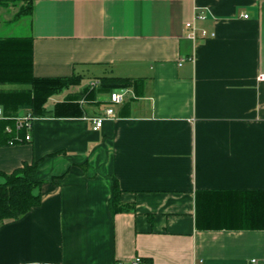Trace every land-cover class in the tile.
<instances>
[{
	"label": "crops",
	"instance_id": "crops-1",
	"mask_svg": "<svg viewBox=\"0 0 264 264\" xmlns=\"http://www.w3.org/2000/svg\"><path fill=\"white\" fill-rule=\"evenodd\" d=\"M11 19L0 39L31 37L33 76L81 80L46 101L29 142L0 146L1 172L39 160L41 182L39 206L0 224V264L264 258V229L237 227L251 216L234 195L264 192V0H36ZM105 77L132 83L81 95ZM114 183L126 209L112 214Z\"/></svg>",
	"mask_w": 264,
	"mask_h": 264
},
{
	"label": "trees",
	"instance_id": "trees-1",
	"mask_svg": "<svg viewBox=\"0 0 264 264\" xmlns=\"http://www.w3.org/2000/svg\"><path fill=\"white\" fill-rule=\"evenodd\" d=\"M36 0H0V7L18 6L12 21L30 17L32 5ZM31 37H9L0 39V85H19L21 90L0 91V107L4 119L0 121V146L23 143L15 138H21L22 133L8 134L6 127L13 128V118L21 112L30 111L34 117L46 114L45 103L54 94L63 89L80 84V77L37 78L32 74ZM96 89H85L81 95L91 100L100 91L111 92L127 87L132 83L124 78H101ZM73 98V97H72ZM71 100V99H70ZM75 100V99H73ZM68 102L67 107L81 114L77 102ZM40 161L24 162L11 173L0 171V224L6 220H15L39 206L41 182L35 177ZM233 195V194H231ZM236 213L242 216L244 210H249L251 220H238L237 227L264 229V192L236 193ZM233 195V196H234ZM120 191L116 183L113 185L111 212H121L126 209L119 201ZM253 213V214H252ZM242 214V215H241ZM151 261L148 260V264Z\"/></svg>",
	"mask_w": 264,
	"mask_h": 264
},
{
	"label": "built area",
	"instance_id": "built-area-1",
	"mask_svg": "<svg viewBox=\"0 0 264 264\" xmlns=\"http://www.w3.org/2000/svg\"><path fill=\"white\" fill-rule=\"evenodd\" d=\"M195 18L202 20L204 19V14L197 13L195 15ZM185 27L190 30V37L195 40L197 38V35L195 33V29L192 26V24L187 23ZM210 36L212 37L214 35L211 34ZM199 37L202 39H205L208 37V34L205 31H201ZM258 80L264 81V74L259 75ZM124 95H125V92L123 90L115 91L110 95V101L114 104H119L123 101ZM112 117H113L112 111L106 110L102 116L93 118L91 120L92 130L93 131L99 130L102 126L103 121L105 119L112 118ZM3 119L4 117H3L2 109L0 108V121ZM34 120H35V117L32 115L30 111L24 112L13 118L14 127L13 128L6 127L5 132L8 134L12 133V131L16 133L23 132V136H21V138H15V139L21 142H29L31 140V130H32V124ZM139 262H140V259L136 258L131 264H139ZM247 264H264V258H261V259L251 258L248 260Z\"/></svg>",
	"mask_w": 264,
	"mask_h": 264
},
{
	"label": "rangeland",
	"instance_id": "rangeland-1",
	"mask_svg": "<svg viewBox=\"0 0 264 264\" xmlns=\"http://www.w3.org/2000/svg\"><path fill=\"white\" fill-rule=\"evenodd\" d=\"M12 7V8H11ZM18 7V6H17ZM17 7L15 6H8L7 8H11V10H7V15H4L2 14L1 15V18H0V22H3V19H9V18H13L14 17V14L15 12L17 11ZM3 7H0V10L2 9ZM6 16V17H5ZM20 22V25L14 29V33L18 34L20 32L23 31V29L25 28L24 26H22V23H27V20L26 19H22L19 21Z\"/></svg>",
	"mask_w": 264,
	"mask_h": 264
}]
</instances>
